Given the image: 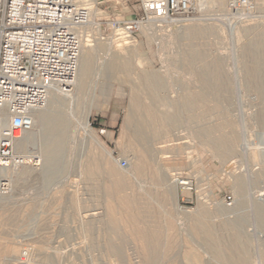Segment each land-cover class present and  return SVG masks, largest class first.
Wrapping results in <instances>:
<instances>
[{
    "label": "rangeland",
    "instance_id": "obj_1",
    "mask_svg": "<svg viewBox=\"0 0 264 264\" xmlns=\"http://www.w3.org/2000/svg\"><path fill=\"white\" fill-rule=\"evenodd\" d=\"M140 4L141 0H96L101 35L85 34V39H92V63L99 66L106 53L105 42L111 37L107 23L139 15ZM197 7L195 18L182 27L147 24L149 29L142 28L132 42L116 39V51L127 56V71H115L111 78L103 73L100 79L94 71L79 106L69 107L65 101L53 106L51 110L68 122L55 169L46 171L42 161L0 174V182H10L7 193L0 191V264H146L143 252L155 254V264H194L197 253L204 264H222L191 228L194 218L217 225L222 239H229L230 233L219 229L221 224L239 218L252 260L261 261L264 152L256 157L254 148L264 149V81L255 79L253 49L260 51L264 44V0L258 1L253 21L234 29L221 21L226 0L220 11L211 0H197ZM145 74H155L160 86L154 110L157 125L166 133L162 131L159 140L127 123L131 96L142 91ZM201 91L206 93L204 103L188 104V94ZM137 95L140 101L150 100L141 92ZM92 97L95 107L89 123L99 142L81 128ZM168 115L174 122L169 126ZM41 129L37 123L24 135L34 144L17 150L41 155L47 144ZM229 135L236 137L231 156L213 142ZM143 149L149 153L145 157ZM120 159L128 165L121 167ZM88 165L98 171L88 172ZM178 175L192 179L196 190L174 185ZM239 179H244L243 188ZM119 180L126 181L123 188L116 187ZM112 186L116 193L110 194ZM228 196L230 206L225 202ZM125 197L135 203L121 205ZM176 203L185 214L177 211ZM9 247L17 251L9 252Z\"/></svg>",
    "mask_w": 264,
    "mask_h": 264
},
{
    "label": "built area",
    "instance_id": "obj_2",
    "mask_svg": "<svg viewBox=\"0 0 264 264\" xmlns=\"http://www.w3.org/2000/svg\"><path fill=\"white\" fill-rule=\"evenodd\" d=\"M93 0H0V168L39 166L41 157L20 153L18 144L34 127L35 113L45 109L54 93L68 95L77 82L83 29L91 23ZM259 0H226L222 23L234 29L254 20ZM197 0H141L140 14L112 18L109 29L118 37H135L151 21L182 27L195 18ZM121 167L128 161L120 159ZM193 193L192 179L175 176ZM10 190L8 179L0 191ZM225 202L230 206L232 197ZM26 254V253H24Z\"/></svg>",
    "mask_w": 264,
    "mask_h": 264
},
{
    "label": "bare ground",
    "instance_id": "obj_3",
    "mask_svg": "<svg viewBox=\"0 0 264 264\" xmlns=\"http://www.w3.org/2000/svg\"><path fill=\"white\" fill-rule=\"evenodd\" d=\"M200 1H201V4H202L203 0H200ZM95 3H96V0H93L92 4H94V6H93L92 17H91V23L88 24L83 29L84 35H83L82 54H81V58H80L78 78H77V82H76V85H75L73 91L70 94H68V95H62V94H58V93L52 94L51 98L49 100L48 106L45 109L36 112L35 116H34V120H35L34 126L37 125V123H39L41 125V127H42L41 130H43V132L46 134V138H47V144L42 149V154L40 155L41 160L44 161V165H46V171L51 170L55 166V162H56L57 158L61 155L62 146L64 144L65 135L67 133L66 131L68 129V124H67L68 122L65 119L66 117L64 118L62 114H61L62 116L61 115L57 116L54 113L55 110L54 111L51 110L53 108V106L57 105V103H59L61 101H65L69 105V107H75V106L77 107V106H79L80 103L84 101L83 99L85 97L84 92H85V89H86V86H87V80L94 73V71H96L97 77L100 79L102 77L103 73H106V76L111 78L110 77L111 74L114 73L115 71L125 72L129 68L128 67V61H127V56L124 55V54H121L120 52H117L116 49H115V41H116V39H120V37H118V33L114 32V31L111 32V37L105 42V44H106V53H104L105 55L103 56V59L101 58L102 62L99 64V66L97 65V63H96V65L94 64V62L92 63V59H91V54L92 53L90 54V51L93 49V48H91L92 47V43H91L92 39H89V38L85 39V34H86V36L89 35L87 37H90L92 35V33H94L95 36L101 35V33H100L101 25L95 19L96 18V13H97V10H98V8L97 9L95 8ZM211 4L218 11H220V10H222V8H224V0H211ZM153 24L157 25L158 21H151L149 23L148 27H151ZM158 26H160V25H158ZM148 27H143V30L149 29ZM90 32H92V33L90 34ZM95 39H97V38H95ZM134 39H135V37H131L128 40H130V41L132 40L133 41ZM261 47H262V49L260 51H259V49L257 50L256 48L253 49V51L255 52V56H256V60H257V64H258L257 65V69L256 68L254 69L255 70L254 73H255V76L257 77L255 79H258V80L260 79V81L261 80L264 81V44H262ZM131 50H132V48H131ZM99 60H100V58H99ZM154 75L155 74H153V75L145 74L144 76L142 75L143 76L142 77L143 83L142 82L141 83L143 85L140 87L142 89V91H139V89L137 87L135 88V91L138 90L139 93L141 92V95H142V93L147 95L148 97H150V100H149L148 103H146L144 100H143L144 102L140 101L139 96L137 95L139 93L133 94L131 96V100H130V107H129V112H128L127 123H130L133 126H135V128L139 132L147 135L149 138L150 137L154 138V139L158 138V140H159V138H162V131H164V130L162 129V131H161L160 126L157 125V116H156V113H155V110H154V105H155L154 100H156L157 96H158L156 94L157 88L160 87V86H157L158 83H157L156 77ZM141 83H140V85H141ZM203 87H205V86H203ZM208 88H211V87L208 86ZM202 92L203 91H201V93L197 92L196 94H193V93L188 94V96H187L188 104H190V105L193 104L194 105V103H196V102L197 103L202 102L205 99V96H206V93L204 92V94H203ZM83 94H84V97H83ZM93 96H95V95H93ZM82 97H83V99H82ZM93 99L94 98L92 97V100L90 101V103H88L89 105L87 106L88 109H86L85 118L83 119V121H81V122H83V124H82L83 126L81 128H83V131L87 135H89L93 140L99 142L98 136L96 135V133L94 132L93 128L90 126V123H89V117H90V115H91V113L93 111V108L95 107L94 106V103H95L94 101L95 100L93 101ZM202 103H204V102H202ZM187 106L188 105H186V107ZM262 116H264V115H262ZM159 121H161V120H159ZM165 122H166V124L168 126L173 122L172 118L170 117V115L165 117ZM4 125H5V122L0 120V128H2ZM161 125H162V123H161ZM165 133L163 134L164 137L166 135ZM203 133H204V131H203ZM199 135H200V133H199ZM200 136H203V134L200 135ZM166 137H167V135H166ZM223 137H224V139H221V137H220V139L218 138L216 140H213V138H212V140H213L217 150H220V151L228 154L229 156H231V154H234L236 152V150H235V146L236 145L234 144L235 143L234 140H236L235 139L236 137L233 136V135H229L227 137L223 136ZM33 144H34V141H32V138H30V136L29 137H27V136L25 137L24 136V138L18 144V147H22V148L24 147V148L27 149V147H29L30 145H33ZM141 147L142 146H140V148ZM255 147H258V146H255ZM254 150L256 152V157L259 156L260 152H264L263 148H261V149H258V148L255 149L254 148ZM140 151H142V150H140ZM108 154L112 155L111 151H108ZM147 154H149V153H147V149L146 150L143 149L142 155L145 157V155L147 156ZM142 155H141V157H142ZM260 155H261V153H260ZM146 159L147 158L144 159V162L146 161ZM89 161H91V160H89ZM141 162L142 161L139 160V166L137 167L138 170L141 169V166H142ZM93 166L88 165L86 170L88 172H96V171H98ZM53 169H55V168H53ZM110 170L114 172L116 169L111 167ZM7 172H8V168H0V174H2V176L3 175L4 176L8 175ZM96 174H99V173H96ZM239 180H238V182H239ZM242 180H244V179L240 180L241 188H243V186H244V181H242ZM116 183H118V186H116V187L123 188L125 186V184H126V181L125 180H119ZM172 183H174V185H179L180 184V182L175 177L173 178ZM115 189L116 188H114V191L112 189H111V191L109 190V193L110 194L116 193ZM118 193H120V192L118 191ZM120 201H121L120 202L121 205H129V204L133 203L135 201V199L134 198L125 197V198H122ZM109 203H113V202H111L109 200ZM110 208H111V210H114L112 206H110ZM176 209H177V211H179L182 214L186 213V211L183 210L180 207V205H178L177 203H176ZM260 214L262 216V223H261L262 224V228L264 229V208H262ZM114 215L115 214L111 211L110 217H111V221L112 222H113V220L115 218ZM196 217H198V215ZM131 218L136 219L137 216H132ZM238 219H232V218H231V220L228 219L227 221H224L221 224V227H219V229L222 228V229H225V230L229 231V233H230L229 234V237H230L229 239L220 238L219 235H218V232H217V229H218L217 225H214V224H212L210 222H202L199 219H195L194 218V220H193V222L191 224V228L193 229V231L195 233H197L200 236H203L204 240L207 243L206 246H208L209 251H212L213 254L215 255V257L222 261V264H245L248 261H251L252 262L251 264H264V255L262 256L261 255L262 253L260 254L261 257H262V258L260 257L261 258L260 262L254 261V259L252 260L253 254H252L251 250L249 249V246H246V243H244V241H243L242 235H243L244 232H242L243 229H242L241 221H240V219L239 220ZM132 223L134 224L135 222H132ZM172 228H174V227H170V229H172ZM170 229H169V231H171ZM144 231L140 230V232H142V234H143ZM166 231H168V230H166ZM262 231L264 233V230H262ZM253 232H255V229L253 230ZM24 250H25V248H24ZM16 251L17 250L15 248H12V249L10 248V250H9V252H14V253ZM28 252H29V250H28ZM116 254L118 256L119 253H116ZM26 255H28V254H26ZM254 255H256V254H254ZM128 256H130V255H128ZM141 256H142L143 260L146 262V264H155V260H156V255L155 254H151V253H147V252L144 253L143 252ZM196 258H197V260H196L197 262H195L194 264H204L205 263L203 261V259H202V256L200 255V253L196 254ZM191 261H193V260H191Z\"/></svg>",
    "mask_w": 264,
    "mask_h": 264
}]
</instances>
